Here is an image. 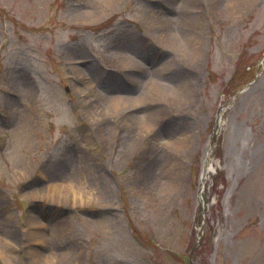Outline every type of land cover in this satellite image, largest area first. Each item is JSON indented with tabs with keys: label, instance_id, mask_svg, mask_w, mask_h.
Masks as SVG:
<instances>
[{
	"label": "rangeland",
	"instance_id": "obj_1",
	"mask_svg": "<svg viewBox=\"0 0 264 264\" xmlns=\"http://www.w3.org/2000/svg\"><path fill=\"white\" fill-rule=\"evenodd\" d=\"M172 1L0 0V264H264V0ZM138 35L165 50L154 82L174 88L154 97L153 140L109 116L143 90L99 84L106 69L140 83L131 52L105 61ZM185 134L166 171L164 144Z\"/></svg>",
	"mask_w": 264,
	"mask_h": 264
},
{
	"label": "bare ground",
	"instance_id": "obj_2",
	"mask_svg": "<svg viewBox=\"0 0 264 264\" xmlns=\"http://www.w3.org/2000/svg\"><path fill=\"white\" fill-rule=\"evenodd\" d=\"M118 1L119 0H102V3H106L107 4L106 6L113 7L114 5H116L118 3ZM212 1L216 3L219 0H212ZM187 2H188V0H182L181 6L188 4ZM229 2L230 3L228 4V8L227 9H229V11H231L232 5L234 4V2L236 3L237 0H230ZM104 6H105V4L101 5L100 9L96 12L97 13L96 16L104 15L107 12V10L109 8L105 6V9H104ZM234 10L235 9L232 10V16H233V13H234L233 11ZM235 11L238 12L237 10H235ZM86 16H89V14H87ZM84 20H85V18H84ZM149 40L151 41V40H153V38L151 37ZM174 41H175V37H174ZM159 43L161 44V42H159ZM175 45H177V44H175ZM160 54H163L162 56L165 58L163 61H165L167 58H169L168 55H164V54H166L165 50H162V52L160 51L159 55ZM145 55H146V53H145ZM149 58L154 63V64H151V66H153L154 68L155 67L158 68L157 72H155V71H150L149 72V71L145 70V68L146 69H150V68H147V67L144 68L141 65H139L137 67V72L136 73L133 74V73L128 72V74L130 76H133V77H135L137 79V82H142L144 80L143 76L147 80H149V82L146 83L144 89H142L143 90L142 93H140L139 96L137 94V97H136V99L138 97L139 98L137 100V104H136V107L134 109H140V111L135 112V113H133V112L128 113V114L126 113L127 115H122L124 113L123 110H127V107L125 109H123V110H119L120 107L116 106L117 109H115L112 112H110L109 116L112 117L111 115L115 114L114 115L115 117H120L121 119L132 117L135 121H138V123L140 125H142V128H144V129L152 128V131L154 132V134H153L154 137H152L151 140H153V139H157L158 137L160 138V136L156 134L157 133L156 129H157L158 125H161L163 123L162 118L166 117L165 112L163 113V108L162 109L159 108V107H162V105H157L154 97L156 95H158L159 93H161V95L162 94H167V93H164V92L168 91L169 89L173 90L174 88L172 86L171 87L163 86L162 82H157V83L154 82L155 78H157L159 76H163L164 77V75L168 74V72L167 73H161L160 70L161 71L164 70V67L167 66L169 63H166L164 66H163V64L162 65L161 64L157 65L156 64V60H157V56L156 55L153 58L150 55ZM133 60L137 61L136 59H133ZM128 79H129V82L132 84L133 88H136L137 87V83L136 82H132V78L131 77H128ZM163 83L168 85L165 82H163ZM105 99L107 100L108 104L110 105L108 107L110 109H114V107H115V105L113 104L114 103V101H113L114 97H113V99L112 98H108L107 96L103 97V101H105ZM159 102H161V100H159ZM154 108H155V110H154ZM132 111H133V109H132ZM148 123H151V124H148ZM154 123H155V125H152ZM108 127H111V125L107 124L106 127H104V130L106 132H111L113 129L110 131V129H107ZM186 128H188V127H184V131L187 130ZM169 132H172L170 128L168 129V133H166V134H169ZM148 133H150V130H149V132L146 133V135ZM163 135H165V134H163ZM188 138H189L188 134H185L183 138H177L176 140L171 139V140H174V141L167 140V143L164 144L165 148L167 150V151H165V153L171 155V157H166L165 158V160H168V165L167 166L169 167V168H167L166 171H170V169H172L173 171H175V169L177 170V163L180 161V154H178L179 153L178 150H180V146H181L180 143H188L189 142ZM127 147L128 146L126 144L123 145V148H126V151H128L131 148V147H129L127 149ZM149 148H150V146H149ZM205 155L206 154H204V156ZM154 162H150L147 165L151 164V167H153L154 165L152 163H154ZM165 165H166V161L163 164V167ZM64 166L68 169L66 164H64ZM210 169L211 168L209 167V165H207V169H206L207 173L209 171H211ZM144 171H146L148 173V169L147 168L144 169ZM78 189L81 192V198H82L84 196V193H83L84 191H83L82 187H78ZM81 198H78V200L79 201H84V199H81ZM33 222L35 224H42V223L38 222L37 220H33ZM26 238H28V237H26ZM36 239H39V238L36 237ZM1 249H2V252L4 254H8L10 252V248H9L8 244H5V246L3 248H1ZM25 252H26V255L30 254V251H25ZM2 260L3 259L1 258V261Z\"/></svg>",
	"mask_w": 264,
	"mask_h": 264
}]
</instances>
